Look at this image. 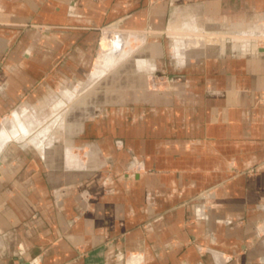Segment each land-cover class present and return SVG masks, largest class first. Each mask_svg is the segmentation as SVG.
<instances>
[{
    "label": "crops",
    "instance_id": "0c3cea01",
    "mask_svg": "<svg viewBox=\"0 0 264 264\" xmlns=\"http://www.w3.org/2000/svg\"><path fill=\"white\" fill-rule=\"evenodd\" d=\"M104 24L171 37L132 31L134 48L122 34L127 44L99 66ZM262 30L264 0H0V96L45 77L48 87L75 83L52 96L64 106L121 62L139 72L168 64L189 90L88 111L72 140L62 124L67 136L53 130L44 142L53 122L36 132L30 115L14 129L15 109L9 129L39 141L7 142L34 153L28 162L21 150L19 164L0 154V264H264ZM252 164L254 174L231 173Z\"/></svg>",
    "mask_w": 264,
    "mask_h": 264
},
{
    "label": "rangeland",
    "instance_id": "374dc122",
    "mask_svg": "<svg viewBox=\"0 0 264 264\" xmlns=\"http://www.w3.org/2000/svg\"><path fill=\"white\" fill-rule=\"evenodd\" d=\"M21 27H34L38 30H42L44 28V25L42 24H29L27 22H22ZM99 35L97 40V52H100L102 49H100V37L104 33L105 35H108L109 38L114 36V38L121 37L120 34H129L130 38V45L134 48H137L140 46L142 41L137 40L133 35L134 33L132 31H137L138 33H143L147 36L148 42H153L157 38L162 40L163 38H170L171 34L166 33L164 30H157L155 28H152V26L145 27L141 30H132V29H125L122 27L112 26L110 24H104L97 28ZM120 30V31H119ZM117 31V32H116ZM264 31V30H262ZM112 32V33H111ZM116 32V33H115ZM23 34H21L22 38ZM259 37V36H258ZM20 38V37H19ZM18 38V39H19ZM226 39H230L229 37H225ZM242 39L248 40H255V38H249L245 37ZM205 39L203 38V41ZM258 40L261 42V44H264V36L261 37ZM156 42V41H155ZM204 42H210V41H204ZM99 54V53H98ZM97 54V55H98ZM167 59V57H166ZM0 60H5V54H1ZM168 61V60H167ZM172 62H175L176 59L173 57L171 58ZM3 68H0V71ZM182 74V75H181ZM184 73H178L174 72V70L167 65L165 67L161 68H154L150 69V71H141L140 72L136 69H134L132 66L125 67L122 62L118 65L113 67L112 69H108L105 73V75L102 76L101 79H99L98 83L93 84L92 86H88L86 88L87 96H71L70 100L66 101L68 104H64L62 106V102H54L55 100H51L52 96L55 98L57 95H60V88L63 86H72L74 84H62L58 86V84L55 86L51 85L50 87L47 86L44 79H42L41 82H37L36 84H33L32 86L23 89L22 96H0V121L2 120H8L7 121V127L11 126L13 123V111L16 109L20 113V117L22 120L18 121V124L15 126L18 127V130L22 133L24 132V129L27 127V120L25 116H31L35 120H37V123H35L34 127L36 132H38L39 125H42L44 121H47V124H51L53 122L52 128L50 131H48L47 135H45L44 142L47 140H51L52 137H55L57 134H61L58 139L61 140L63 136H67V133L65 131L70 129L69 134V140H72L73 137L71 136L73 133V129H76L77 123L83 119V114H87L88 111H92L93 113L100 112L96 111L100 108H106L110 106H114V102L117 101L120 102H141V100H147L148 98H156L158 95L165 94V96H171L170 94L173 93H179L180 91H189L185 85L184 81ZM59 80V79H57ZM60 90V91H59ZM84 92V94H86ZM2 95V94H0ZM81 97V100H79ZM103 104L105 106H103ZM105 111V110H104ZM14 114H16L14 112ZM23 114V115H22ZM109 114V111H108ZM25 115V116H24ZM118 116H121L118 114ZM64 117V118H63ZM103 119V117H101ZM100 118V119H101ZM123 118H125L123 116ZM93 119V116L90 118ZM101 119V120H102ZM4 125V122H2ZM45 124V123H44ZM65 125V131L62 130L63 126ZM68 124V125H67ZM46 125V124H45ZM67 125V127H66ZM71 127V128H70ZM9 128V127H8ZM53 130L56 131L55 136ZM58 131V132H57ZM62 131V132H61ZM60 132V133H59ZM63 133V134H62ZM28 135V134H27ZM29 137V136H28ZM57 139V140H58ZM53 140V139H52ZM30 145V144H29ZM6 147L3 149V153L1 154V158L6 159H15V162H18V156H20V152L18 150H21L23 154V159L28 162V160L32 157H34V153L32 154L31 151L29 152L23 149L17 142H10L5 145ZM38 149V148H37ZM39 150V149H38ZM43 150V149H42ZM41 152V150H39ZM12 158V159H11ZM10 160H7V164L4 165L5 172L8 174H11L15 171V162L10 163ZM17 160V161H16ZM22 170L28 169L27 166H22ZM29 170V169H28ZM257 170V165H249L246 168H237L236 166H233L231 168L232 174L237 173H244V174H254ZM122 171L129 172V169L123 168ZM107 173H110V171H106ZM76 186H73L71 188H75ZM77 247V246H76ZM80 248V247H79ZM81 249V248H80ZM79 249L77 248V251Z\"/></svg>",
    "mask_w": 264,
    "mask_h": 264
},
{
    "label": "bare ground",
    "instance_id": "6f19581e",
    "mask_svg": "<svg viewBox=\"0 0 264 264\" xmlns=\"http://www.w3.org/2000/svg\"><path fill=\"white\" fill-rule=\"evenodd\" d=\"M104 33L100 37V48L102 49V51L98 54V58H97V62L99 63V66H100V63L103 62V60H107V59L108 60H111V59H114V52L116 50H119V45L121 43H124V45L127 44L126 37H123L122 34H120L121 37H118L119 36L118 35L117 38H114V36H112L111 38H109L108 35H105ZM263 36H264V34H262L258 38L260 39ZM182 37H185V36H176L175 37V38L178 39L177 42L179 43V45H180V39H182ZM203 38L206 41H214V42H216L217 40H219L218 39V36L215 35V34H213V35L201 34L199 36V39L203 41ZM123 39H124V42H123ZM189 39H192V38H189ZM235 39H241V38H239V37L237 38V36L236 37H232V40L233 41ZM35 123H37V120L33 121L31 119V121L29 123V127L30 128H34ZM13 128L15 129V125H13ZM14 129H12V128H10V129L7 128L6 129L5 127L2 126V128L0 129V149L8 141L13 140V139H15L18 143H20L21 146H26V145H29L31 143L38 144V141H39V140H37V137H39L38 134L36 136L34 135L33 137H29L28 139L27 138L24 139L23 136H22V134L21 133L16 134Z\"/></svg>",
    "mask_w": 264,
    "mask_h": 264
},
{
    "label": "water",
    "instance_id": "95a60500",
    "mask_svg": "<svg viewBox=\"0 0 264 264\" xmlns=\"http://www.w3.org/2000/svg\"><path fill=\"white\" fill-rule=\"evenodd\" d=\"M0 153H1V151H0Z\"/></svg>",
    "mask_w": 264,
    "mask_h": 264
}]
</instances>
